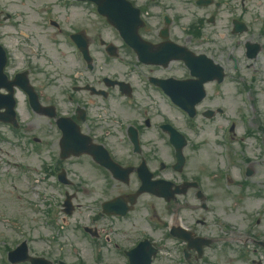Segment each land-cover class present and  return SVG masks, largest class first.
<instances>
[{
    "label": "flooded vegetation",
    "instance_id": "flooded-vegetation-1",
    "mask_svg": "<svg viewBox=\"0 0 264 264\" xmlns=\"http://www.w3.org/2000/svg\"><path fill=\"white\" fill-rule=\"evenodd\" d=\"M138 5L145 17L146 25L141 28L142 36L154 45L165 42L161 37L163 29L167 30V40L178 45L187 46L196 54H206L220 63L232 62V55L227 53L225 48L216 47V44L209 42L204 37L205 23L213 18L214 26L220 20L222 13L232 9V0H132ZM194 3L198 9L195 12V20L189 29L182 26L185 3ZM243 5V4H242ZM58 20V41L53 43L50 51L43 58L44 62L34 64L27 61L24 65V72H28L31 78H50L57 96L62 95L63 89L67 88L66 115L76 120L81 129L91 136L96 144L105 146L114 158V145L117 139L127 141L131 146L129 127H135L140 133V140L144 149L139 154L140 160H146L150 166L156 164L159 158L168 154V137L160 130L161 123L155 127L152 135L149 134L151 124L147 126V120L154 121V117L162 114L165 95L152 78H187L188 71L183 62L172 61L166 66L146 65L137 60L133 53V68L131 75H123L121 70V57H113L108 52L109 43L117 45L120 53L121 39L119 34L111 26H99L90 28L89 10L86 5L76 7L70 16H59ZM168 21L170 23H168ZM61 26V28H60ZM80 44L88 43V47L94 57L95 53L101 54L100 62L94 66L90 64L81 52ZM98 52H95V50ZM26 59L27 56H24ZM42 59V60H43ZM96 68L98 74L91 75L90 71ZM102 70V72H101ZM10 72V70H9ZM14 72L11 77H14ZM107 74V75H106ZM106 77L112 81L118 80L127 83V91H123L118 84L107 82ZM90 85L95 90H102L106 96L95 94L84 87ZM113 103V106L111 105ZM50 104H53L52 102ZM57 114L63 111L56 107ZM86 112L85 121L79 116V110ZM53 121V120H52ZM155 123V121H154ZM56 125V122H55ZM111 127V129H108ZM57 134V128H56ZM151 133V132H150ZM149 134V135H148ZM150 136L144 139L145 136ZM145 142V144H144ZM57 145V143H56ZM134 147V146H133ZM133 153L138 155L134 150ZM56 154L59 155L57 145ZM139 158V157H138ZM133 165H135L133 163ZM154 169V168H153ZM154 173L156 171L154 169ZM133 244V239L129 241ZM127 241L125 245H127Z\"/></svg>",
    "mask_w": 264,
    "mask_h": 264
},
{
    "label": "rangeland",
    "instance_id": "rangeland-1",
    "mask_svg": "<svg viewBox=\"0 0 264 264\" xmlns=\"http://www.w3.org/2000/svg\"><path fill=\"white\" fill-rule=\"evenodd\" d=\"M5 1L6 0H0V3L4 4ZM11 7L17 8V6L15 5H12ZM29 26L31 30H34L37 34L39 33L38 28H35L31 24H29ZM259 26L260 25L258 24L255 25V29L253 32H257L258 31L257 28ZM17 41H20V40L18 39ZM255 67L258 68L259 70L257 71ZM240 69H242L243 75H245L246 78H228L227 81L223 84L222 88L217 87L214 89L213 87H211L209 89V97H210L209 103L211 102V99L213 98L214 94H219L220 92L223 93L224 100L217 99L216 102L219 104L222 103L226 105L225 107L226 112L225 114L216 117L213 120L214 123H211V122L207 123L208 120L203 117H201V121L198 122L199 124H202L204 126L207 123L206 132H209L210 135L209 136L207 135V137H204L205 140L201 142V149L198 152L189 153V156L191 157V163L188 166L189 174L196 173L197 171L203 172V168H205V166L208 168L215 169L217 165L222 164V161L220 158L219 146L216 141L217 137H219L217 136V131L221 132L224 129L225 125L227 124L226 119L230 116H233V113L241 107L240 91L238 88H241L245 82L248 84L252 83L255 86L256 91H258L259 93L261 92V95L264 96V56H262V58L250 68H245V66H243ZM45 91H47L46 95H47V98H49L48 96L51 93V88H48ZM228 95H230L232 98L228 97ZM209 103L208 101H206L204 104H209ZM28 118H31L29 111L27 109H23L21 119H28ZM36 120L37 121L35 122V126L37 129L34 128V126H31L28 132L30 134L26 133L25 132L26 130L24 131L26 135L28 136H31V134L36 135L40 137L41 141H44V142L49 140L51 136H54V129L49 126V120L46 117L39 116V118H37ZM217 123L223 125V127L218 128L216 126ZM214 124L215 126H214V130L212 133V130L210 128H212ZM41 125L44 126L46 129L41 127ZM240 130L242 131V128H240ZM241 131L239 132L237 131L238 134H241L240 133ZM4 136L8 137L9 141H6L7 139ZM2 137H4L6 140H3ZM16 140H17V137L13 133H9L8 128L6 127L0 128V157L2 158V160L6 156H10V157L16 156L18 159L16 160V162L25 160L28 162H32L31 164L33 167L34 165L39 166L40 161L43 158L35 156V154H32L31 151H30L31 154L22 152L21 143L23 141L17 142ZM239 144H240L239 142L236 143L237 152H239V150L244 149V147L243 146L240 147ZM248 146L249 144H247V147ZM210 148L212 149V157L215 162H203L202 163L203 167H201V164L200 162H198V159L207 157V154H209ZM46 149L49 150V146H47ZM256 149H257V145L255 144V150ZM240 153L241 152H239V154ZM259 157L261 158V156ZM259 162L261 163H258L255 165L256 173L254 177V181H255L254 185H255V190L258 195H256L255 198L253 197V199L255 200L253 203L254 204L253 211H256L258 209L259 204L262 202V197H260L261 196L260 194H261L262 188L264 187V184H263L264 183V154H263L261 161ZM4 164L6 165L5 162ZM4 164L2 163L0 166V173L4 171ZM78 167H81V165L78 164ZM86 168H87V165H85V167L81 169L84 171L82 173L83 176H85L87 180L91 181V185H95L96 187L95 189H91L90 191L85 192V194L83 192H80L78 195L76 194L77 198L74 201V203L75 204L80 203L81 206L78 207V209L75 211L73 216L69 217L68 222H67L66 215L64 213L59 212V215L57 217V222H56V230L60 232V237L59 238L53 237L54 240L52 241L55 242L61 239V241H64V243L63 245L62 243H60V246L56 247L55 252L50 253V256L52 258H56L58 256L59 249H62V254L66 257L65 260L68 262H72L73 260L79 258L80 255L86 256L87 261L90 260V257H91L90 250L88 249L86 244L82 241L83 238H82V235L79 233L78 226L89 223L88 222V215L90 214L89 210L90 208L92 210V208L96 206L95 204L92 203L91 200L88 203L84 199H86V197L93 199L96 196L98 197L103 196V190L105 186H104V176L100 172H98L97 170H91V168L87 170ZM9 172L12 175L15 174L14 171H9ZM21 177L23 181V187L25 189V193L22 198H20V194L18 197V192L12 191V188L9 185V181H10L9 179H0V216L7 215V216H14V217L19 218L21 221V222H18L19 227L23 228L25 232L28 235H30L33 245H36L38 249L48 250V245H46V243L49 241L42 240L41 242H39L40 236L42 235L41 223H40V220L35 218L36 212L33 210L31 205L29 204L30 199L32 198L37 199L36 195H34L32 191H29L27 189V179L23 172L21 173ZM77 182L78 184H80L79 183L80 179L77 178ZM207 185H211V182L210 184L208 183ZM53 194H55L56 198L58 199L56 201H59V206H61V203L64 200L63 193L59 192L58 189H55ZM215 197L216 198L219 197L218 194H215ZM52 202H55V200H52ZM88 204H90L91 207H87ZM144 205L145 203L139 206L137 211L133 213V224H134L133 229L136 228L137 230L135 234H139L140 232L141 233L145 232L143 229L144 224H145L143 220V217L145 215ZM225 208H228V206L226 205ZM246 211L244 210L243 213H245ZM230 217H233V215H230ZM8 219H9L8 224H4L3 226L0 225V233L4 232L5 234L10 233V235H13L17 232V230L12 229L10 225L12 223V220L11 218H8ZM62 220H65L66 222L65 225L63 224ZM130 221L131 220H129V222ZM248 223L249 222H247L246 219L245 221H240L239 227H244V225H247ZM62 224H63V227H62ZM105 225L106 226L108 225L107 222H105ZM49 226L52 227V225H49ZM259 229L260 230L264 229V222L261 223V225L259 226ZM13 238H16V237L14 236ZM35 240L38 242L35 243ZM108 257L109 258L107 259V261L110 259V255H108ZM222 264H225V262Z\"/></svg>",
    "mask_w": 264,
    "mask_h": 264
}]
</instances>
